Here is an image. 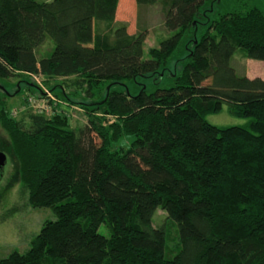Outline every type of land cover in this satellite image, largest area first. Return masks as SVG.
<instances>
[{
	"label": "trees",
	"instance_id": "16d2710c",
	"mask_svg": "<svg viewBox=\"0 0 264 264\" xmlns=\"http://www.w3.org/2000/svg\"><path fill=\"white\" fill-rule=\"evenodd\" d=\"M217 1L136 0L161 3L169 32L146 59L147 32L117 22L120 0H0V79L61 80L59 97L88 120H17L0 90L29 205L54 216L0 264H264V79L231 65L239 49L264 62V12L218 14ZM48 38L55 48L38 59ZM167 75L168 88L129 91ZM225 105L249 122L210 124ZM159 208L178 226L172 258Z\"/></svg>",
	"mask_w": 264,
	"mask_h": 264
},
{
	"label": "rangeland",
	"instance_id": "374dc122",
	"mask_svg": "<svg viewBox=\"0 0 264 264\" xmlns=\"http://www.w3.org/2000/svg\"><path fill=\"white\" fill-rule=\"evenodd\" d=\"M128 4L130 5V3ZM214 8L218 14L246 8H258L264 12V0H219L214 4ZM124 10L120 12L116 20L128 26L129 34L147 32L145 43V58L147 59L149 49L158 47L161 41L169 35L164 26L163 5L157 3L150 6H138L136 0H133L130 8ZM54 48L55 42L48 38L37 50L38 59L48 57ZM180 51L182 52V49ZM255 63L264 64L262 61L246 58L245 52L239 49L233 57L231 65L240 76L246 75L250 71L253 78L261 77V75L264 78V69L253 65ZM59 84H62L61 80L47 81L41 75H22L12 79H0V90L8 95L9 112L17 120L26 118L31 113L45 114V116L51 117L54 113L62 111L69 118L70 125L73 128L84 127L88 123L85 111L79 106L64 102L59 97L60 89H57ZM139 84H146L150 90H153L157 87L168 88L173 84V80L168 75L166 77H156L155 79L140 78L137 82L131 81L128 83L129 91L134 95L137 94L141 88ZM49 94L52 95V98L48 97ZM207 121L212 125L231 127L246 125L249 119L233 116L230 114L227 105H225L220 113L207 116ZM0 151L7 158L0 179L1 260L14 251H27L33 238L40 233L44 223L53 219L54 216L49 209H36L29 205L28 193L22 187L18 161L11 152V140L1 124ZM165 225L168 227L165 256L172 258L178 252L176 247L177 236L179 235L178 226L174 221L168 219L165 211L159 208L154 216V226L163 227ZM100 233L108 236L109 233L105 225L100 228Z\"/></svg>",
	"mask_w": 264,
	"mask_h": 264
},
{
	"label": "crops",
	"instance_id": "0c3cea01",
	"mask_svg": "<svg viewBox=\"0 0 264 264\" xmlns=\"http://www.w3.org/2000/svg\"><path fill=\"white\" fill-rule=\"evenodd\" d=\"M128 3H130V5H129ZM131 3H133V0H129V1H126V0H120V2H119V7H118V12H117V17L120 15V12H121L122 10H124L125 8H126V9L130 8ZM124 11H125V10H124ZM93 26H94V24L92 23V31H93ZM253 65H255V66H257V67H259V68H261V69H264V64H263V63H259V64H258V63H257V64L255 63V64H253ZM252 73H254V72H252ZM247 75H248L249 78L252 77V74H251L250 71L246 74V76H247ZM260 75H261V73H260ZM258 77H260V76H258ZM260 78L264 79V78L262 77V75H261ZM251 79H253V77H252Z\"/></svg>",
	"mask_w": 264,
	"mask_h": 264
},
{
	"label": "water",
	"instance_id": "95a60500",
	"mask_svg": "<svg viewBox=\"0 0 264 264\" xmlns=\"http://www.w3.org/2000/svg\"><path fill=\"white\" fill-rule=\"evenodd\" d=\"M6 161H7L6 155L0 152V179H1L2 171L5 167Z\"/></svg>",
	"mask_w": 264,
	"mask_h": 264
},
{
	"label": "built area",
	"instance_id": "2783aa9c",
	"mask_svg": "<svg viewBox=\"0 0 264 264\" xmlns=\"http://www.w3.org/2000/svg\"><path fill=\"white\" fill-rule=\"evenodd\" d=\"M48 97H51V98H52V95H51V94H49V95H48ZM12 116H14V115L12 114Z\"/></svg>",
	"mask_w": 264,
	"mask_h": 264
},
{
	"label": "flooded vegetation",
	"instance_id": "af4514ba",
	"mask_svg": "<svg viewBox=\"0 0 264 264\" xmlns=\"http://www.w3.org/2000/svg\"><path fill=\"white\" fill-rule=\"evenodd\" d=\"M1 152V151H0Z\"/></svg>",
	"mask_w": 264,
	"mask_h": 264
}]
</instances>
